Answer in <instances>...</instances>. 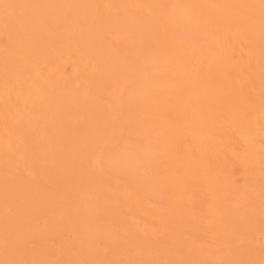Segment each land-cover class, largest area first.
I'll use <instances>...</instances> for the list:
<instances>
[{"label": "rangeland", "instance_id": "obj_1", "mask_svg": "<svg viewBox=\"0 0 264 264\" xmlns=\"http://www.w3.org/2000/svg\"><path fill=\"white\" fill-rule=\"evenodd\" d=\"M11 1L0 17V264H264V159H241L250 148L240 136L264 103V35L231 37L241 19L264 23V0L263 14L251 0H71L84 11L72 9L79 39L61 31L67 15L38 14L60 0ZM33 4L43 10L35 19ZM225 27L229 51L197 71V86L212 83L194 103L212 117L200 148L181 135L193 117L189 86L168 68L203 55L209 33ZM35 66L52 96L41 111L15 93Z\"/></svg>", "mask_w": 264, "mask_h": 264}, {"label": "bare ground", "instance_id": "obj_2", "mask_svg": "<svg viewBox=\"0 0 264 264\" xmlns=\"http://www.w3.org/2000/svg\"><path fill=\"white\" fill-rule=\"evenodd\" d=\"M18 1H20V0H15V3L16 2H18ZM41 1V0H40ZM39 1V4L40 3H43V2H40ZM44 2H46L47 0H43ZM63 1V0H62ZM137 2H135L134 4H136L137 5V7L139 6L140 7V2L138 1V0H136ZM223 2H228L227 0H222ZM231 1V0H230ZM237 1V0H236ZM239 1H241V4L239 5V3H237V5H239V6H241L242 4H244L246 1H247V6L246 7H248V2L250 1V0H239ZM8 2L10 3L9 5H8ZM14 2V1H13ZM11 0H9V1H7V0H0V17L2 18V15H4L5 13H7V12H11L12 10H13V3ZM50 2V1H49ZM54 2H56V0L54 1ZM53 2V0L51 1V4L52 5H54L55 3ZM60 3H61V0L59 1ZM59 2H57L58 4H59ZM234 2V1H233ZM254 3V2H256L257 3V5H258V9H259V11H260V13L261 14H263V12H262V5H261V3H260V0H251V3ZM56 3V4H57ZM73 3H76L75 2V0H74V2ZM231 3V2H230ZM250 3V4H251ZM35 4V3H34ZM34 4L32 5V6H30L31 7V9H32V7H33V12L31 13V14H33L34 13V11H35V9L36 8H38L39 6H41V5H39V4H37L38 6L37 7H34ZM46 4H48L47 2L46 3H43V6L46 8V7H48V6H46ZM51 4H49V5H51ZM58 4L57 5H54L55 6V9H54V6L52 7V6H49L47 9H45L43 6H42V9L44 10V13L43 12H40V13H38L39 15L41 14H44L45 15V12L47 13V15H50V17L52 16V14H48V12L47 11H49V12H53L54 10H56V11H54L57 15H58V11H59V15H60V17L61 16H64L63 14H65V15H69L68 17L66 16L65 18H67V21H68V25H66L65 26V24H66V22L63 24V26L65 27V29L67 28V30H65V29H62V28H64L63 26H62V28H60V29H62L61 31H63L64 32V34H66V31H68L70 34H74V35H76L75 37H76V39H79L80 38V36L79 35H81V33H82V31H81V27H82V25L80 24V22L79 21H76L75 20V18H76V12H75V8H77L78 9V7H76V5H74L73 6V4H72V1L71 0H67L65 3H62L63 4V6L61 7V5H60V7H58ZM138 4H140V5H138ZM235 4V3H234ZM148 5V4H147ZM144 6L145 8H146V10L150 7L149 5V7L148 6ZM204 6H207L208 4H206L205 5V3L203 4ZM244 5H242L243 7H244ZM251 5H255V4H251ZM199 6V5H198ZM73 7H75L74 8V10H72L73 9ZM208 7V6H207ZM207 7H205L206 9H207ZM66 10H71L72 12H73V14H71V13H69L70 11H68L67 13L68 14H66L64 11H65V9ZM83 8V7H82ZM223 8V7H222ZM245 8V7H244ZM31 9H29L30 10V12L32 11ZM40 9H41V7H40ZM39 9V10H40ZM40 10V11H43V10ZM79 9H81V7H79ZM78 9V10H79ZM200 9V11L202 12V10H203V8L202 7H200L199 8ZM202 9V10H201ZM39 10H37V11H39ZM76 10L78 13L80 12V16H82L81 15V13H83L84 11H82L83 9H81V11L79 10ZM143 10V9H142ZM145 10V9H144ZM37 11H35V13L34 14H37L36 12ZM62 11L64 12V13H62ZM226 11V10H225ZM224 11V14L226 13ZM54 12H53V14H54ZM60 12H61V14H60ZM229 13V12H228ZM34 14L33 15H31L32 17H33V19H35L36 17H34ZM84 14V13H83ZM124 14V13H123ZM202 14H204L203 16H204V18H206V19H208L207 17L208 16H206L205 14V12L204 13H202ZM44 15H43V17H44ZM59 15L58 16H56V18H59V19H62V18H60L59 17ZM74 15V16H73ZM76 15V16H75ZM128 15H130L128 18L130 19V20H128V18H127V22L125 23V24H129L128 22H130V23H133L132 21L134 20L133 19V16L132 15H134L133 13L132 14H128ZM30 16V15H29ZM37 16V15H36ZM55 16V14L53 15V17ZM32 17H28L29 18V20L30 19H32ZM41 17V16H40ZM224 17V15H221V18H223ZM33 19H32V21H33ZM239 20V19H238ZM243 19H241L239 22H240V26H238V27H235L234 28V33L235 34H231V37H232V39H237V40H239V35L238 34H240V36H242L243 35V33H250L251 34V32H252V29L255 31L254 32V34H257L258 33V35H260V36H263L264 35V23L262 24V23H260V22H257V20L255 21V19L254 20H250L251 22H249V23H252V21H254L253 22V25L251 24V25H248L249 23L247 22H243L242 21ZM125 21H126V19H125ZM243 24H242V23ZM255 22H256V25H254L255 24ZM34 23V22H33ZM246 23V24H245ZM35 24V23H34ZM34 24H32V25H34ZM36 25V24H35ZM38 25V24H37ZM81 25V26H80ZM130 25V24H129ZM128 25V26H129ZM40 28H41V26L40 25H38ZM126 26V25H125ZM237 26V25H236ZM34 27V29H36L35 28V26H33ZM37 27V26H36ZM61 27V26H60ZM161 27H162V25H161ZM161 27H159L158 29V31L160 32V34H161V30H160V28ZM28 28H30V30H31V26L30 27H28ZM59 28V27H58ZM121 28V27H120ZM125 28V31H122V32H126L127 30H126V27H122L121 28V30L122 29H124ZM128 28V27H127ZM157 28V27H156ZM164 28V27H163ZM162 28V29H163ZM197 28L199 29V26H197ZM60 29L58 30V31H60ZM32 30H33V28H32ZM32 30H31V32H32ZM41 30V29H40ZM40 30H39V32H40ZM46 30H49V29H45L44 31H46ZM156 31H157V29H155ZM43 31V30H42ZM41 31V32H42ZM57 31V32H58ZM81 31V32H80ZM251 31V32H250ZM35 32H36V30H35ZM39 32H38V34H39ZM63 32H59V33H63ZM229 29L227 28V27H225V28H223V30H222V32H220V33H215V34H213V33H209V39H207L208 41H205V43H204V45H203V47H204V49H205V53L203 54V55H199V54H197L196 56H195V58L193 59V60H191L190 62H187V61H185L184 59H182V60H179V61H174L173 63H171L170 64V67L168 68V70L169 71H171V75H173V76H179L181 79H182V81L184 82V84H185V86H189V89L187 88L186 89V101L188 102L189 101V103H190V105H191V108H192V112H193V117H192V119L191 120H189L185 125H183L182 127H181V132H182V134L181 135H184L185 137H191V138H193V140H194V142L197 144V146L199 147L200 146V148L202 147V146H206V144L208 143V142H204V140L206 139V138H208V137H210V135H211V131H210V126L207 124V122H209L211 119H212V117H211V115H210V112L208 113V109H202V106H196V105H194V103H195V101L196 102H198V101H200V100H198L199 98H197V97H199V96H202V97H204V94H206L207 92H206V90H208V87H210V86H212L211 84H209L210 82L208 81V80H205V81H207V84H205V85H207L208 86V84L210 85V86H205L204 84L202 85H200V86H197V79H196V77H197V71L199 70V67L203 64V63H206L207 65H209V67H211V66H213L214 65V62H216V59L218 58V56L217 55H220V53L222 54L221 55V57H223V54L224 53H227L229 50V48H226V43L225 44H223L224 42H223V40L224 41H227V38H228V36H229ZM231 32H232V30H231ZM34 33V32H33ZM58 33V34H59ZM80 33V34H79ZM36 34H37V32H36ZM37 34V35H38ZM40 34H42V33H40ZM70 34H69V36H70ZM72 34V35H73ZM159 34V35H160ZM33 36H35V33L34 34H32ZM43 35V34H42ZM61 35H63V34H61ZM72 35H71V38H72ZM253 35V34H252ZM68 36V37H69ZM65 37H67V34L65 35ZM67 37V38H68ZM75 37L74 38H72V39H74L75 40ZM70 38V37H69ZM206 38L205 37H203V40H205ZM71 40V39H70ZM74 40H72V42H74ZM79 40H77V42H78ZM207 42V43H206ZM75 43V42H74ZM88 47H89V45H88ZM93 48V47H92ZM92 48H85L86 49V51H87V53H89V54H92V56H93V65H94V67H97V66H100L101 64H100V59L99 58H101V54H99L100 55V57L98 56H94V54L92 53V52H90L91 50H89V49H92ZM94 50V49H93ZM224 51H226V52H224ZM94 52H96V51H94ZM96 53H99V52H96ZM104 55V54H103ZM102 55V56H103ZM225 55V54H224ZM259 55L264 59V50L263 51H261L260 53H259ZM104 57H106L105 55L103 56V58ZM220 57V56H219ZM220 57V58H221ZM226 58V57H225ZM102 59V58H101ZM105 60H106V58H105ZM218 60H222V59H218ZM29 61H32V59L30 58H27V61L26 62H24V64H26V63H29L30 65L31 64H35V60L33 61V62H29ZM102 61H103V59H102ZM107 61V60H106ZM105 61V63H108V61L106 62ZM104 62V61H103ZM223 62V61H222ZM218 63H219V61H218ZM217 64V63H216ZM220 64V63H219ZM106 65V64H105ZM109 64H107L106 66H108ZM203 65H205V64H203ZM202 65V66H203ZM102 66V65H101ZM206 66V65H205ZM204 66V67H205ZM36 68L33 70V71H31L29 74H32V80H30V82H28L27 83V87H26V91L25 92H23V90H22V83L20 84V82L16 79V82H17V90L15 91V93H17V96H16V98L17 97H19L20 99H23V100H25V98L27 99V97L29 96V95H32L34 98V102L35 103H37V105H38V107L36 106V109L35 110H39V107H41V108H43V106H42V104L44 103V101H43V99H45L46 100V96H48V98H47V100L46 101H48L49 102V100L51 99L50 97H52V96H49L48 95V93H49V89L47 88V87H42L41 85H39V84H37V82H36V78H40L41 77V72H40V68L38 67V66H35ZM207 67V66H206ZM99 68H101V67H99ZM208 68V67H207ZM201 78V77H200ZM195 79V80H194ZM206 79V78H205ZM198 80H199V78H198ZM201 82H204L203 81V78H202V81ZM200 82V83H201ZM200 83H198V85L200 84ZM191 85H194V87H191L190 88V86ZM202 86H203V88H202ZM213 86L215 87V84H213ZM196 87H199V88H196ZM202 89H201V88ZM207 87V88H206ZM217 87V86H216ZM215 87V88H216ZM11 89H12V86L11 85H9V86H7V87H5V88H2V91L5 93V94H7V95H9V93L11 92ZM199 89H201V91H199ZM211 90L213 89V88H210ZM211 90H209V91H211ZM216 90V89H215ZM206 92V93H205ZM213 92V91H212ZM216 92H217V90H216ZM201 95H200V94ZM3 94V93H2ZM4 94V95H5ZM85 93H83V95H84ZM208 94V93H207ZM210 94H212L211 92H210ZM209 94V95H210ZM16 95V94H15ZM46 97V98H45ZM209 97H211V96H209ZM73 97H71V98H69V99H72ZM201 98V97H200ZM49 99V100H48ZM68 99V100H69ZM209 99V98H208ZM22 100V101H23ZM198 100V101H197ZM205 100V99H204ZM43 101V102H42ZM45 101V102H46ZM51 101V100H50ZM65 101H67V100H65ZM64 101V102H65ZM70 101V100H69ZM202 101H203V98H202ZM33 102V103H34ZM48 102H46V104L47 105H52V103L50 104H48ZM207 102H208V100H207ZM210 102V101H209ZM200 103H201V101H200ZM203 103V102H202ZM206 102L204 101V104H205ZM45 103L43 104L44 105V108L43 109H47V107L45 108V105H46ZM198 104H199V102H198ZM209 104V103H208ZM36 105V104H35ZM54 106V105H53ZM69 106L70 105H68V107H67V105H66V107H65V105H64V109L65 108H69ZM210 106V105H209ZM41 108H40V110L39 111H41ZM205 108V107H204ZM17 109V108H16ZM28 109V108H27ZM210 109V108H209ZM256 111L254 112V116L252 117L251 116V118H249L250 120H246L247 122H244V125H243V129H242V131H241V133H240V136H241V138H242V140L244 141V143H245V145H247L249 148V151L250 152H248L249 153V156H248V158L247 157H245V155L244 154H242V156H244V157H241V159H244V161L245 160H247V161H258V163H260L261 162V160H263L264 159V103H262V104H260V105H258V108L257 109H255ZM210 111H211V109H210ZM30 112H32L33 113V111L32 110H30L29 111V113ZM52 112H54V111H52ZM19 113H20V111H19ZM36 113V114H35ZM35 113H33V116H34V118H35V115L37 116V113H39L38 111H36ZM31 114V113H30ZM30 114H29V117H30ZM35 114V115H34ZM43 114H44V112H43ZM42 113H41V115H43ZM144 114V116L146 115L145 113H143ZM32 115V114H31ZM150 115V114H149ZM49 116H52L53 117V120L55 119L54 118V116H53V113L52 114H50ZM49 116H48V118H49ZM148 116V115H147ZM204 116H205V118H204ZM28 117V118H29ZM38 117V116H37ZM52 117H50V119H52ZM154 117V116H153ZM32 118V117H31ZM47 116H46V119L45 118H43L42 117V120H46V122H47ZM147 118V117H146ZM148 118H151V117H148ZM154 118H156V117H154ZM153 118V119H154ZM49 119V120H50ZM34 120H36V119H34ZM48 120V121H49ZM53 120H51V122L53 121ZM146 120V119H145ZM152 120V119H151ZM150 120V121H151ZM157 120V119H156ZM27 121H29V120H27ZM26 121V122H27ZM31 122H32V124H33V127H35V123H33V120L31 119ZM36 122V121H35ZM40 122V121H39ZM147 122V121H146ZM149 122V121H148ZM30 123V122H29ZM157 123H159V122H157ZM157 123H156V125H157ZM41 125H40V131H41V134H42V129L44 128V133L46 132V125L44 124V123H40ZM45 126H44V125ZM146 124V123H145ZM149 124H150V122H149ZM148 124V125H149ZM153 124H155V123H151L150 125H153ZM27 125H29L28 123H27ZM26 125V128L28 129V126ZM43 125V126H42ZM158 125H161L160 126V128H162V124H158ZM157 125V126H158ZM31 126V125H30ZM42 126V127H41ZM32 127V126H31ZM156 127V126H155ZM143 128H145V126L143 127ZM158 129V128H157ZM157 129H155L154 130V137H155V135H157L159 132H161V131H159V130H157ZM26 130V129H25ZM24 130V131H25ZM23 131V132H24ZM153 135L152 136H150V137H152V139H153ZM160 135H162V134H160ZM159 136V135H158ZM167 137V136H166ZM163 138V137H162ZM6 139V141H5V145L9 148V146L10 147H12L13 146V144L11 143L12 141V138H11V136L10 137H6L5 138ZM152 139H149V141L151 142V143H153L154 144V140H152ZM162 140H164V138L162 139ZM157 141V140H156ZM170 141V140H169ZM169 141H167V142H169ZM206 143V144H205ZM11 144H12V146H11ZM203 144V145H202ZM202 145V146H201ZM210 145V144H209ZM247 149V150H248ZM203 156L205 157V155H202L201 156V159H200V161H202V163H203V160L202 159H204L203 158ZM239 157V156H238ZM240 160V159H239ZM198 162V161H197ZM200 162H198V164H199ZM204 163H205V161H204ZM201 164V165H205V164ZM189 164H191V163H189ZM188 166V171L189 170H191L192 169V167L190 166V165H187ZM189 166L191 167L190 169H189ZM140 168V171H143V169L144 168H142V167H139ZM141 174H143V173H141ZM141 174L139 173H135V175H137V177L140 175L141 176ZM142 177H146L145 175L144 176H142ZM140 177H138V179H139ZM146 179L147 178H145V181H146ZM142 181V180H141ZM147 182H148V179H147ZM146 182V183H147ZM86 203H90L89 201H87ZM93 204V203H92ZM91 204V205H92ZM84 206V205H83ZM85 207V206H84ZM90 208H92L91 206L88 208L89 209V211H92V210H90ZM84 209V208H83ZM87 209V206L85 207V210ZM84 210V211H85ZM212 210H214L215 211V209L213 208ZM217 211V210H216ZM88 214V211L87 212H85V214ZM91 213V212H90ZM89 213V214H90ZM212 212L210 211V214H211ZM214 213V212H213ZM212 213V215H213V217H215L214 215H217V213H218V211L216 212V214L214 213L213 214ZM88 214V215H89ZM217 216H219V215H217ZM221 216H219V218H220ZM214 219H216V217L214 218ZM228 221V220H227ZM227 221H225V222H227ZM89 220H88V222L86 223V225L88 224V226H89ZM228 224H229V222H228ZM85 225V227H86V229H87V231H90V234H91V232H98L97 230H92V229H90V228H88L87 226ZM89 229V230H88ZM100 231V230H99ZM92 234H94V233H92Z\"/></svg>", "mask_w": 264, "mask_h": 264}]
</instances>
